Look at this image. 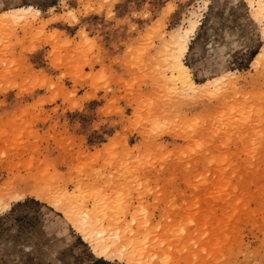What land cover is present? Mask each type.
<instances>
[{
	"label": "rangeland",
	"instance_id": "374dc122",
	"mask_svg": "<svg viewBox=\"0 0 264 264\" xmlns=\"http://www.w3.org/2000/svg\"><path fill=\"white\" fill-rule=\"evenodd\" d=\"M142 1L0 0V264H127L32 188L159 227L160 264H264V24L247 0ZM22 6L40 14L3 17ZM195 14L184 63L199 83L232 72L220 93L169 82L165 45ZM87 16L116 54L56 26Z\"/></svg>",
	"mask_w": 264,
	"mask_h": 264
},
{
	"label": "bare ground",
	"instance_id": "6f19581e",
	"mask_svg": "<svg viewBox=\"0 0 264 264\" xmlns=\"http://www.w3.org/2000/svg\"><path fill=\"white\" fill-rule=\"evenodd\" d=\"M247 1L249 7L251 8L252 15H254L257 20L262 21V23L264 24V0ZM31 11L32 13L35 12L36 14H40L41 10L32 6H22L10 9L2 13L4 14L3 17H5L6 19L10 18V16H13L15 20H22V16L25 17V15L23 14ZM7 14L8 17H6ZM196 15L198 14H195V16L189 18L187 26L179 28L174 35L172 34L173 36L168 41L167 46L165 45V48L168 47V52H166L165 55L167 57L165 66L170 71L169 79H171V81L169 82H172V84L174 85L179 84V86L173 88H180L182 91H184V93L185 91H190L193 94H198L200 91L204 92V90L210 87H213L216 93H220V91H222L221 88H223L221 85L227 79H225V76H227L228 74H225L229 73L230 71L223 73V75L219 77L217 76L213 79H208L204 82L199 83L191 78L189 67L184 63V57L188 52L190 41L193 39L195 31L200 24L201 16ZM30 190L34 191L30 192V194L36 199L52 204L54 207L61 208L66 217L70 220V222H72L74 227L81 232L83 239L90 242L94 252L98 256H102L108 259H117L120 262H126L127 264H160L164 262L161 259L164 258L162 255H159V257L162 256L159 258V260L161 259L162 262L160 260L159 263L157 258V253L159 251L157 250L158 246L156 243L159 242L160 239L158 238V240L156 238L158 240H156L157 242L155 241V239H153V237L156 235L155 232L158 231L159 227L157 228L156 226L155 228H151L152 226L150 227V224L148 225L147 221H141V219L137 221V219L135 218H133V220H135L136 222V224L134 223L136 227H134L135 225L133 226L131 222L126 223L125 221L126 224H121V221L119 219L120 217H111V220L109 221V216L107 215V220L102 219L100 218L101 213L98 214L99 212H95L96 210L89 213H87L88 211L85 212L84 208L86 206L83 207V204L81 203L83 201H81L77 196L73 197L71 195V198H68L69 196H62L60 200H55L54 198L48 196L45 192H43L44 189H41L42 191H40L39 189L35 190L33 188L29 189V191ZM17 194H15V198L17 196H22L20 194ZM19 197H17L16 199H18ZM108 208H110V206ZM108 208H105V210H107ZM110 211L112 212L114 211V209H111ZM106 212L107 211L103 212L104 215H106ZM98 218L104 220L105 222L98 220ZM106 222L107 224H105ZM152 233L155 235H153Z\"/></svg>",
	"mask_w": 264,
	"mask_h": 264
},
{
	"label": "crops",
	"instance_id": "0c3cea01",
	"mask_svg": "<svg viewBox=\"0 0 264 264\" xmlns=\"http://www.w3.org/2000/svg\"><path fill=\"white\" fill-rule=\"evenodd\" d=\"M145 2H146V0L142 1L141 6ZM147 2H149V1H147ZM117 6H120V5H117ZM122 6H124V5H122ZM122 6L119 7V9L116 10L117 11L116 17L120 18V19H122V18H124L126 16L125 15L126 11L122 8ZM99 20H101V19H98L95 16H87V17H82L80 19V23L78 25H76V26H73V27H69V26L63 25L61 23H56V26H57V28L63 29V30H66V31L67 30H72L69 33L71 35V36L70 35L69 36L72 37L74 35V33L76 32V30L78 29V27L81 26L80 24H86L87 31L89 32V37L93 38L96 43H97V41L95 39V36L101 37V40H98V41L102 45L103 51H105L104 55L106 57H111V56H113L114 54L117 53V50L115 49V47L112 44L114 42H116L114 40L117 39V36L119 35L120 32L119 31H116V32H104L103 30H100L98 28ZM123 29L125 30L126 26H124ZM123 37L124 38L126 37L125 33H122V38ZM106 63H107V60H106ZM95 68H98V67L96 66ZM86 71H88V69H86ZM86 91H89V88L87 90L86 87H83L82 89L79 90L78 96L79 95H83ZM102 95H103V92L99 91L98 94L96 95V98H94L91 101H88V102L84 103L85 106H87L90 103H92V107H93L92 115H93V118H96V119L102 118L101 116H98L96 114V108L100 107V106H102L104 104V100L100 98ZM104 95H106V94H104ZM55 103L59 104L60 101H56ZM53 105L54 104L52 103V104L48 105L47 107L49 108V107H51ZM108 118H112V117H108Z\"/></svg>",
	"mask_w": 264,
	"mask_h": 264
},
{
	"label": "snow or ice",
	"instance_id": "6c2138e0",
	"mask_svg": "<svg viewBox=\"0 0 264 264\" xmlns=\"http://www.w3.org/2000/svg\"><path fill=\"white\" fill-rule=\"evenodd\" d=\"M67 6V5H66ZM68 15L71 17L73 14H72V12H68Z\"/></svg>",
	"mask_w": 264,
	"mask_h": 264
}]
</instances>
